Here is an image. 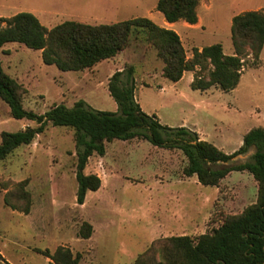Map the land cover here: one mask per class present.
<instances>
[{"label": "rangeland", "instance_id": "obj_1", "mask_svg": "<svg viewBox=\"0 0 264 264\" xmlns=\"http://www.w3.org/2000/svg\"><path fill=\"white\" fill-rule=\"evenodd\" d=\"M156 1L0 0V14L9 17L28 11L47 28L68 19L97 24L138 16L168 26L159 20L163 14L156 10ZM252 9L264 10V0H199L194 29L182 20L168 27L178 32L188 57L193 47L215 42L231 54V18ZM0 60L3 69L22 84L23 107L37 114L57 103L71 106L78 99L96 110L117 111L108 80L119 70L122 80L130 81L132 67L134 96L143 111L155 113L161 123L170 126L202 127L206 140L226 153L242 144L250 128L264 124V47L258 65L252 64L250 56L244 57L238 87L232 91L217 86L206 91L192 89L188 71L178 81L165 78L164 63L143 33L116 56L79 71H61L44 63L40 50L16 42L0 48ZM28 125L37 123L13 118L0 99V134ZM105 152L104 159L97 153L88 159L84 172L96 173L102 183L96 191H87L83 204L76 200V149L71 127L47 122L30 144L18 146L0 160V264H48L51 259L46 254L60 247L73 255L80 253L78 264H132L154 240L164 238V233H157L153 217L158 200L149 197L185 192L169 199L187 207L190 227L186 232L193 238L256 201L257 183L249 172L232 173L215 186V195V187L183 173L187 159L178 148L157 147L137 137L106 142ZM253 152L251 148L229 164L246 162ZM103 180L108 184L103 185ZM24 192L30 201L27 212L22 209L26 206ZM159 201L162 212L168 201ZM84 221L92 225L88 238L79 233ZM159 221L168 222L160 216Z\"/></svg>", "mask_w": 264, "mask_h": 264}, {"label": "trees", "instance_id": "obj_2", "mask_svg": "<svg viewBox=\"0 0 264 264\" xmlns=\"http://www.w3.org/2000/svg\"><path fill=\"white\" fill-rule=\"evenodd\" d=\"M198 4L199 0H157L155 7L168 23L183 20L195 24ZM138 33H143L146 41L156 49L164 63L162 75L165 78L178 81L185 71H194L190 83L192 89L217 86L229 91L239 83L244 57L250 56L253 65L259 64L264 47V10H246L231 18L233 53H224L221 43L215 42L201 48L193 47L190 57L185 54L180 36L174 29L160 26L148 17L97 24L65 20L47 28L28 11L0 16V48L16 42L22 47L40 50L43 62L53 64L61 71L83 70L111 58L127 48ZM207 66L210 68L203 74ZM132 71L130 67L128 82L122 80L119 70L108 80V91L117 103V111L96 110L84 99H78L71 106L57 103L37 114L23 107L22 84L3 69L0 60V99L8 105L13 118L37 123V126L28 125L18 131H2L0 160L18 146L30 144L43 132L47 122L71 127L76 149V200L79 204L84 203L87 191H96L102 183L96 173L84 172L89 157L93 153L104 155L106 142L114 139L142 137L157 147L180 149L187 159L183 173L196 175L205 186L218 187L230 171L245 170L257 183L255 202L240 213L227 215L217 227L196 238L181 235L154 240L132 264H264V128H251L243 135L242 144L226 153L200 139L196 131L185 126L162 124L154 113L143 111L134 96ZM251 148L254 152L250 160L229 164ZM23 196L26 206L22 209L27 212L30 201L26 192ZM4 201L7 202L6 197ZM79 233L88 238L92 225L84 221ZM46 256L51 259L48 264H78L80 260V253L73 255L69 249L61 247Z\"/></svg>", "mask_w": 264, "mask_h": 264}, {"label": "crops", "instance_id": "obj_3", "mask_svg": "<svg viewBox=\"0 0 264 264\" xmlns=\"http://www.w3.org/2000/svg\"><path fill=\"white\" fill-rule=\"evenodd\" d=\"M1 6V5H0ZM33 14V13H32ZM0 16H4L2 14H0ZM199 17V16H198ZM68 20H72V19H68ZM159 20L162 21L164 24L168 25V26H173L175 25L176 23H178V21L176 22H173V23H168L165 21L164 19V16L161 15V17H159ZM75 21H78V20H75ZM183 21V20H182ZM82 22V21H80ZM185 22V21H184ZM198 22V21H197ZM87 23V22H85ZM156 23V22H155ZM157 24V23H156ZM185 24L187 25L188 28H191V29H194V27H196L197 23L195 24H189L187 22H185ZM159 25V24H158ZM160 26H163V25H160ZM168 26H163V27H166V28H169ZM173 29V28H171ZM176 31V30H175ZM177 32V31H176ZM178 33V32H177ZM201 48V47H200ZM120 53V52H119ZM118 53V54H119ZM116 56V55H115ZM187 72V71H185ZM184 72V73H185ZM191 73V75L189 76V80H190V83L193 79V74H194V71H188ZM183 73V75H184ZM182 75V76H183ZM242 75V74H241ZM163 76V75H162ZM241 78V77H240ZM240 81V80H239ZM239 84V83H238ZM238 84L236 87H238ZM236 87L234 89H236ZM220 89V88H218ZM160 90L163 91L164 90V87H160ZM198 90V89H197ZM206 90H209L208 89H205V90H200V91H206ZM221 90V89H220ZM233 90V89H232ZM231 90V91H232ZM223 91V90H222ZM136 99V98H135ZM137 100V99H136ZM137 102L140 104V102L137 100ZM141 106V104H140ZM142 108V107H141ZM152 114V113H151ZM155 114V113H154ZM156 115V114H155ZM157 116V115H156ZM157 118L159 119V117L157 116ZM160 121V119H159ZM163 124V123H162ZM167 125V124H166ZM170 126V125H168ZM179 126H185L193 131H196L198 133V136L200 139H204L206 140L207 139V133L206 131L196 125V124H183V125H179ZM171 127H178V126H171ZM255 127H263L264 128V124L263 125H260V126H255ZM253 128V127H252ZM251 129V128H250ZM249 129V130H250ZM248 130V131H249ZM243 138V137H242ZM106 156V152L105 154L103 155V159L104 157ZM88 164V163H87ZM86 164V167L84 169V171H86L87 169V165ZM110 166V165H109ZM234 172H239V174L241 173H247V171H230L223 179L222 181H225L226 179L232 177V173ZM86 173V172H85ZM251 177L252 175L249 174ZM196 175H192L191 177H193ZM194 177V178H195ZM197 178V177H196ZM107 180V178L105 179ZM105 180H103V185H107L108 183L105 182ZM200 183V182H199ZM215 187V186H213ZM217 190V187H215V191ZM185 192L181 193V194H177V192L175 194H171V193H166L164 196H157V197H149L151 198V200L155 201V200H158V201H155V205H156V209L155 212L156 214L154 215L153 214V217L154 219L156 220V224H155V229H157V233H164L163 234V237H170V236H181V235H190L188 232H186V230L190 227L187 226L188 224V213H187V207L185 205L182 206V204L180 202H176V201H173L170 198V196H174L176 199L178 198V195L181 196L182 194H184ZM217 194V191L215 192V195ZM161 198H164L166 201L164 202H167L168 201V204L166 203V206H165V210H163L162 212L159 211L160 209V206H159V200ZM168 205V206H167ZM159 216L160 217H164V219H166V221H168L167 223H164V224H161L160 221H159Z\"/></svg>", "mask_w": 264, "mask_h": 264}]
</instances>
